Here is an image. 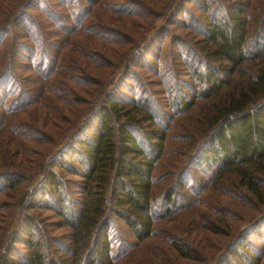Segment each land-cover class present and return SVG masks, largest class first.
Returning a JSON list of instances; mask_svg holds the SVG:
<instances>
[{
  "label": "trees",
  "instance_id": "16d2710c",
  "mask_svg": "<svg viewBox=\"0 0 264 264\" xmlns=\"http://www.w3.org/2000/svg\"><path fill=\"white\" fill-rule=\"evenodd\" d=\"M0 196V264H264V0H0Z\"/></svg>",
  "mask_w": 264,
  "mask_h": 264
},
{
  "label": "rangeland",
  "instance_id": "374dc122",
  "mask_svg": "<svg viewBox=\"0 0 264 264\" xmlns=\"http://www.w3.org/2000/svg\"><path fill=\"white\" fill-rule=\"evenodd\" d=\"M252 7H257V2H254V5ZM256 13H257L256 11L253 12V13L251 12L250 13V17L254 16ZM185 17H186V13H184L182 15V18H185ZM252 27H253V25H251V28ZM172 28L174 29L175 32H177L179 30L178 28L175 29V27H172ZM251 33H253V32H251ZM156 56H157V50L156 49H153L152 50V54H149L148 55V60L150 62V66H152V69L143 71L147 83L150 80H154V79L157 78L156 75H155V73H154V70H157V65H158V63H156L154 61V57H156ZM133 86L134 85H133V82L131 81V79H126L124 88L125 87L126 88H131ZM150 88L153 90V92H157V90H161V87H154V86H152ZM129 96H131V94H129ZM155 96H156V98L161 99L160 98V94H157ZM159 114L162 117L163 112L160 111ZM177 118H178L177 116L171 117V116L168 115V116H165V118L163 119L165 125L167 126V130H168V132H167V134H168V139L167 140L168 141H167V150H166L167 156L162 160V162L160 164V168H159V170L156 171V173H158L161 168H170L171 167L170 166V161L174 157L173 156L174 150L179 148L178 147L179 144L185 143L186 142L185 139L188 138L190 136V134H191L189 132L188 126H187V129H186V125H187L186 122L183 123L182 125H180V127H178L179 123H181V120H183V119H177ZM179 120H180V122L177 123V121H179ZM183 128H184V130L187 131L186 135L180 134L181 131H183ZM181 136H183V138H184V139H182V141L180 140V138H182ZM184 136H187V137L185 138ZM170 155L172 156V158H170ZM193 174H194L195 177H197L199 179H201V177L203 176L202 173H200L198 171H194ZM71 178L75 182L78 180L76 177H71ZM161 183H162V180L161 181H158L156 183V192H158L160 190ZM202 183H203V180L200 183V188H203V185H201ZM209 189H210V187L207 186L204 191L201 190V193H205ZM155 195H158V194H155ZM209 199L214 200L211 197ZM9 201L10 200L7 197H5V196H2L1 197L0 196V206H2L3 204H5L6 202H9ZM224 204H222L220 201H218V203L215 204L214 207H213L214 214H218V212H219V210H220L221 207L224 209V206L226 205V204L225 205ZM245 211L247 212V208L245 209ZM1 212H5V211L4 210L3 211H0V214H1ZM253 214H255V211L253 212ZM190 219H191V217L190 218L185 217L183 220H184V222L186 224H188L189 222H191ZM229 222L230 223H233V220L231 219V221H229ZM245 223L246 222H240V223H238V227H241V226L245 225ZM257 230H261L262 231V234H264V225L261 224L260 226H258L257 227ZM60 231H61V229H56L55 230L56 233H58ZM222 238L225 239L224 236H222ZM251 239H252L253 243L256 244V246L259 247V249H261V252H264V244H262V242H264V241H259L258 239L254 238V237H251ZM16 246L19 247V249H22L23 248L20 243H16Z\"/></svg>",
  "mask_w": 264,
  "mask_h": 264
}]
</instances>
